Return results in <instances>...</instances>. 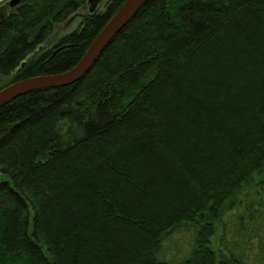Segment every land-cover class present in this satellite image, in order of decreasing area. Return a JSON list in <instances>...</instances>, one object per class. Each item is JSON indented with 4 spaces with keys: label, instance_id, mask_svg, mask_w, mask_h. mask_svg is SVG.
I'll list each match as a JSON object with an SVG mask.
<instances>
[{
    "label": "trees",
    "instance_id": "obj_1",
    "mask_svg": "<svg viewBox=\"0 0 264 264\" xmlns=\"http://www.w3.org/2000/svg\"><path fill=\"white\" fill-rule=\"evenodd\" d=\"M88 1L0 7V90L75 67L126 0L35 56ZM0 264H264V0H149L79 82L0 109Z\"/></svg>",
    "mask_w": 264,
    "mask_h": 264
},
{
    "label": "water",
    "instance_id": "obj_2",
    "mask_svg": "<svg viewBox=\"0 0 264 264\" xmlns=\"http://www.w3.org/2000/svg\"><path fill=\"white\" fill-rule=\"evenodd\" d=\"M22 0H12V7L18 5ZM103 0H89V12L94 13ZM149 0H126L115 14L106 22L103 29L91 43L82 59L72 69L53 75H43L23 79L17 82H11L2 90H0V109L14 101L15 99L45 89H58L68 87L79 82L93 67L94 63L111 44V42L119 35L124 27L139 13V11L148 3ZM73 19H69L65 23L68 27ZM39 49L38 52H40ZM36 56V55H35ZM32 57L24 61L18 72L30 63Z\"/></svg>",
    "mask_w": 264,
    "mask_h": 264
},
{
    "label": "flooded vegetation",
    "instance_id": "obj_3",
    "mask_svg": "<svg viewBox=\"0 0 264 264\" xmlns=\"http://www.w3.org/2000/svg\"><path fill=\"white\" fill-rule=\"evenodd\" d=\"M111 1H112V0H103V1L101 2V4L98 6L97 10H96L94 13H90V12H89V6L87 7L86 10H84V9L82 8V9H80V11L77 12V13H78L77 15H73L70 19H73V20H75V19H79V20L81 21V20L85 19L87 15H93V14H96L97 11L102 10V9H106V12H105L103 15H101V16H106V13H107V7H108V5L110 4ZM22 2H23V0H22L18 5L14 6V7H12V6L9 4V9H10L9 11H11L12 9H15L16 7H18L19 5H21ZM57 36H58V34L55 33V34L52 36V38L49 39V41H47V42H46L43 46H41L39 49H41V50L50 49L51 45L53 44V42H54V40L57 38ZM39 49H38V50H39ZM37 54H38V53H37ZM37 54H35V55H37Z\"/></svg>",
    "mask_w": 264,
    "mask_h": 264
},
{
    "label": "rangeland",
    "instance_id": "obj_4",
    "mask_svg": "<svg viewBox=\"0 0 264 264\" xmlns=\"http://www.w3.org/2000/svg\"><path fill=\"white\" fill-rule=\"evenodd\" d=\"M12 0H0V7L2 6H7L10 4ZM106 12V9H102L97 11V15H103ZM78 13L74 14L77 15ZM80 20L79 19H75L71 22V24L68 27H65V23L60 24L56 27V33L58 34L59 37L72 32L73 30H75L77 28V26L79 25Z\"/></svg>",
    "mask_w": 264,
    "mask_h": 264
}]
</instances>
